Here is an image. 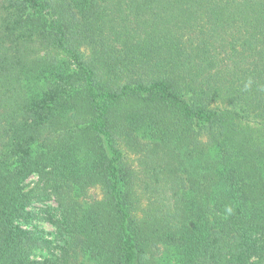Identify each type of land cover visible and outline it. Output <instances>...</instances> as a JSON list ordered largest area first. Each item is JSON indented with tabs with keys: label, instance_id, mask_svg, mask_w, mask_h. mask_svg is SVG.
<instances>
[{
	"label": "trees",
	"instance_id": "16d2710c",
	"mask_svg": "<svg viewBox=\"0 0 264 264\" xmlns=\"http://www.w3.org/2000/svg\"><path fill=\"white\" fill-rule=\"evenodd\" d=\"M141 136L189 161L150 216L120 147ZM52 198L63 243L36 258L29 208ZM162 245L264 264V0H0V264H158Z\"/></svg>",
	"mask_w": 264,
	"mask_h": 264
},
{
	"label": "rangeland",
	"instance_id": "374dc122",
	"mask_svg": "<svg viewBox=\"0 0 264 264\" xmlns=\"http://www.w3.org/2000/svg\"><path fill=\"white\" fill-rule=\"evenodd\" d=\"M153 139L141 136L140 140L133 143L125 140L120 144L124 153V165L131 174V188L133 199L138 204L139 211H145L146 215L152 214V208L157 206V193L153 187L157 185L172 183L174 180L182 181L184 169L189 166V161L183 159L182 150H164L159 147L153 149ZM37 175H31L25 181V189L29 190L37 182ZM159 192V191H158ZM74 199L84 207L92 205L102 199V190L99 186L76 185L73 188ZM168 200L173 192L168 194ZM159 206L161 205L160 201ZM152 205V208H151ZM56 203L52 199L47 201H32L30 210L37 217L26 224V228L36 231L48 241L47 245L35 250L36 258L48 257L57 254L63 241L60 239V228L55 225L54 220L58 218ZM63 233V232H62ZM175 250L165 245L159 246V252L155 254L158 264H176ZM79 264H93L86 256L80 258Z\"/></svg>",
	"mask_w": 264,
	"mask_h": 264
}]
</instances>
